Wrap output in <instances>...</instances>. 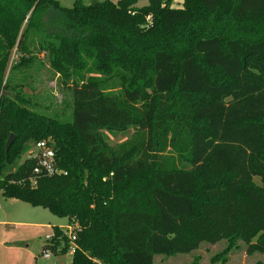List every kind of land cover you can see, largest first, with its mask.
<instances>
[{"label": "trees", "instance_id": "obj_1", "mask_svg": "<svg viewBox=\"0 0 264 264\" xmlns=\"http://www.w3.org/2000/svg\"><path fill=\"white\" fill-rule=\"evenodd\" d=\"M137 2L0 0V190L77 225L43 246L74 243L72 264H155L224 239L264 253V0ZM40 55L68 114L38 99ZM40 140L67 173L19 164Z\"/></svg>", "mask_w": 264, "mask_h": 264}, {"label": "rangeland", "instance_id": "obj_2", "mask_svg": "<svg viewBox=\"0 0 264 264\" xmlns=\"http://www.w3.org/2000/svg\"><path fill=\"white\" fill-rule=\"evenodd\" d=\"M117 1V0H114ZM66 7H72L75 0H60ZM183 0H175V4H182ZM148 3V0H138L137 5L142 6ZM40 59L44 60L43 65L31 70L34 81L33 86L38 93V99L50 108L59 110L61 113H69L70 108L66 107L71 101V92L60 82L59 75L55 74L45 63L43 55ZM65 109V110H63ZM133 129L126 132L115 133L112 135V143L119 142L123 138L131 137ZM34 148V144L32 145ZM28 156L24 153L19 164ZM18 165V164H17ZM260 182V178L256 177ZM31 212V213H30ZM0 214L1 219L7 221H37L45 225L20 224L12 225L0 222V264H72L71 250L65 254L55 253L48 250L50 258H46L43 252V246L47 241L48 235H53V227L61 225L63 229L69 225L66 217H60L43 207H34L29 203L18 199H10L3 195L0 190ZM32 215L33 218H23V215ZM29 219V220H28ZM227 239L216 243L202 242L201 245L189 253H177L173 255L157 254L155 255V264H210L212 258L216 259L215 264H255L257 261L264 263V253L255 252L247 254L245 244L236 240L233 245H229ZM227 253H223V252Z\"/></svg>", "mask_w": 264, "mask_h": 264}, {"label": "built area", "instance_id": "obj_3", "mask_svg": "<svg viewBox=\"0 0 264 264\" xmlns=\"http://www.w3.org/2000/svg\"><path fill=\"white\" fill-rule=\"evenodd\" d=\"M28 158H33L38 160V166L35 168V173L40 174L41 172H46L49 175L57 174V173H67L64 169H62L58 165V160L56 156V151L53 146V142L50 140H40L37 141L34 145V148H32L28 152ZM67 232L72 240L75 239V230L77 225H68ZM53 235H48L47 240L51 239ZM71 252L73 253L75 251V244L73 243L71 246ZM44 256L46 258H50L51 254L48 252V250L43 251Z\"/></svg>", "mask_w": 264, "mask_h": 264}, {"label": "crops", "instance_id": "obj_4", "mask_svg": "<svg viewBox=\"0 0 264 264\" xmlns=\"http://www.w3.org/2000/svg\"><path fill=\"white\" fill-rule=\"evenodd\" d=\"M31 213V212H30ZM2 215L0 214V222L1 223H5V224H12V225H20V224H34V225H45V226H49V224H42L39 223L37 221H26L25 219H18V221H7L6 219L3 220L1 219ZM23 218H33L32 215L28 214V215H23L21 216ZM29 220V219H28ZM57 226H61V225H57ZM62 227V226H61ZM67 227V226H66ZM71 254L73 255V253L71 252Z\"/></svg>", "mask_w": 264, "mask_h": 264}, {"label": "water", "instance_id": "obj_5", "mask_svg": "<svg viewBox=\"0 0 264 264\" xmlns=\"http://www.w3.org/2000/svg\"><path fill=\"white\" fill-rule=\"evenodd\" d=\"M15 138H16V135L15 134H11V136L7 140V143H6V150L7 151L9 150V148L11 147V145L13 144Z\"/></svg>", "mask_w": 264, "mask_h": 264}]
</instances>
